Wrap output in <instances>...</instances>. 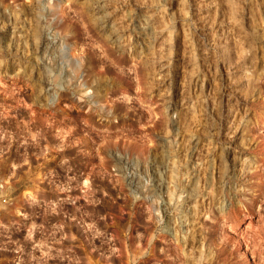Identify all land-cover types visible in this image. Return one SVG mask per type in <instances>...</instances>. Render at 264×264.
Here are the masks:
<instances>
[{
	"label": "rangeland",
	"instance_id": "1",
	"mask_svg": "<svg viewBox=\"0 0 264 264\" xmlns=\"http://www.w3.org/2000/svg\"><path fill=\"white\" fill-rule=\"evenodd\" d=\"M33 207L98 264H264V0H0V264L62 252Z\"/></svg>",
	"mask_w": 264,
	"mask_h": 264
},
{
	"label": "built area",
	"instance_id": "2",
	"mask_svg": "<svg viewBox=\"0 0 264 264\" xmlns=\"http://www.w3.org/2000/svg\"><path fill=\"white\" fill-rule=\"evenodd\" d=\"M5 202V200L3 201ZM28 207H19V213L22 221H26L30 218L28 214ZM74 208L80 210L77 215H74ZM83 207H33L34 212L33 216L35 219L39 220V227H48L50 229L49 238H48V247L56 249V245L64 243L62 248L58 246V249H61L62 252L56 253L55 250L48 249L44 253V248H41L38 244L33 246L34 250L36 247L37 252H34L31 256L21 255L18 259L17 264H51L56 256L57 260L62 261L61 264H70L69 258L72 254L70 248H66L67 243L71 242L73 239L71 236V231L69 230L71 226L75 225L80 228V231L75 234L77 239L83 244L87 243L89 239L97 238L96 234H92L90 231H87V220H85L83 213L81 212ZM84 217V218H83ZM62 229V234L57 236V230ZM43 249V250H42ZM56 253V254H55ZM119 254V252H118Z\"/></svg>",
	"mask_w": 264,
	"mask_h": 264
},
{
	"label": "crops",
	"instance_id": "3",
	"mask_svg": "<svg viewBox=\"0 0 264 264\" xmlns=\"http://www.w3.org/2000/svg\"><path fill=\"white\" fill-rule=\"evenodd\" d=\"M66 246H67L66 248H70L69 243ZM82 248L85 250L84 251L78 250L74 254L72 252L68 262L70 264H98L96 257L92 253L93 252L92 248L88 247L86 242H84V246ZM118 252L119 254L117 255ZM117 253L115 254V256H119L120 254H123L122 249L120 248V250H118ZM109 264H116V263L113 261L110 262Z\"/></svg>",
	"mask_w": 264,
	"mask_h": 264
},
{
	"label": "bare ground",
	"instance_id": "4",
	"mask_svg": "<svg viewBox=\"0 0 264 264\" xmlns=\"http://www.w3.org/2000/svg\"><path fill=\"white\" fill-rule=\"evenodd\" d=\"M244 170V169H243ZM243 173V172H242ZM31 255V254H30ZM263 256V255H262Z\"/></svg>",
	"mask_w": 264,
	"mask_h": 264
}]
</instances>
